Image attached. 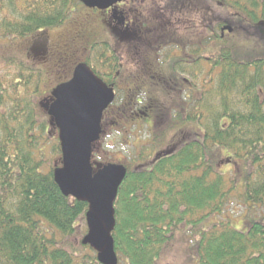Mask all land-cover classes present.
<instances>
[{"label": "trees", "instance_id": "1", "mask_svg": "<svg viewBox=\"0 0 264 264\" xmlns=\"http://www.w3.org/2000/svg\"><path fill=\"white\" fill-rule=\"evenodd\" d=\"M28 1L0 0V40L7 45L67 29L75 14L93 12L79 0ZM168 1L164 8L171 12ZM183 1L197 8L205 3L212 22L203 40H216L218 50L193 63L169 57L158 94L124 85L128 41L105 24L112 40L101 46L102 33L94 31L92 55L80 62L110 84L121 78L112 106L119 132L132 146L134 138L146 140L138 159L126 163L114 204L115 253L119 264H157L180 227L189 225L198 232L187 249L190 264H264V215L248 214L243 229L218 220L233 192L248 210H264V54L244 58L237 50L242 39L264 41V0ZM223 25L232 28L230 41L216 33ZM18 53L25 60L9 58L0 73V264H101L86 254L96 252L83 239L80 247L72 243L78 231L87 234L89 205L64 196L54 178L62 159L58 132L38 111L47 72L32 50ZM47 146L52 161L46 160ZM222 160L228 177L217 167Z\"/></svg>", "mask_w": 264, "mask_h": 264}, {"label": "rangeland", "instance_id": "2", "mask_svg": "<svg viewBox=\"0 0 264 264\" xmlns=\"http://www.w3.org/2000/svg\"><path fill=\"white\" fill-rule=\"evenodd\" d=\"M14 1L19 4V2L23 0H20L19 2L17 0ZM170 1L171 3H169V7H172L171 12L165 10L164 7H166V5L164 0H136L135 2V7H138L145 16L143 20V22H145L144 24H149V26L145 29L146 25H140L137 28V36L134 34L135 29H131V34H128L127 37L124 38L128 42L125 44L127 46L124 47L127 50L122 51L123 62L121 70L122 76L126 78V83H124V85L127 88H130L131 82L133 83V86L136 87L137 85L134 84V82L135 79H137V81L142 82V85L145 88H149L148 91L150 94H158V91L156 90L162 89V86L165 84V80H167L165 69H163L161 73L157 74L159 76H156L157 79L155 82L153 81L154 85L152 86H149L145 78H143L145 74H141L140 76L137 74H140V68L143 69L141 72H146L147 68H154L157 72H159L158 66L162 67L161 63L166 60L165 55L167 54V51H160L159 49L161 44L165 45L167 43H164L165 37L167 41L173 40V43L171 44L175 46L173 47V51H175L174 53L176 56L184 57L187 53H190V50H187V45L197 43L200 45L201 52L202 50L207 49L206 45L209 44V47H211L210 51L202 52L200 55L203 60H208L210 55L216 54L215 51L217 49V41L210 39V41L207 42L203 40V38H208L207 28L212 22V16L209 14V10L204 7L205 3H202L201 7L199 6L197 8L186 1L184 3L183 0ZM28 2L31 1L29 0ZM81 16V18H79L76 14L72 16L70 25L67 29L62 28L57 31H50L47 33L43 32L41 35L36 36L33 41L31 40L32 38H28L27 40L22 41V43H19V41L17 44L7 45L8 43H6V40H0V73H5L4 63L9 58L13 57L19 59L18 57H22L21 60H25V57L18 53L19 50L22 52L32 50L36 63L41 66L43 64L42 67L47 72V81L44 87L41 86L44 90V94L38 98V111L40 114L42 111L47 113L48 107L52 102L51 91L57 85V81L62 79L68 81L71 78L76 65L87 56L91 57L92 53L89 49H91L92 39L95 38L94 31L98 30L102 33L101 46H104L103 43H105V41L112 40L110 34L104 31L106 26L104 29L101 28V26L106 23V21L105 23L100 22V19L105 17L104 14L95 11H84ZM151 28H153L154 31L153 35L150 37L148 30ZM139 30H141L142 33H140ZM88 32H90V34ZM216 33L217 35H220V29H217ZM155 36L160 40L156 39ZM171 36L172 38L169 39L168 37ZM225 37H228L229 39L230 35H225ZM0 38L4 39L1 35ZM180 38L184 39V44L186 45V49L183 53H179L180 50L178 49V43L182 44V40L176 41V39ZM232 42L233 41L231 40V45ZM254 43L255 42L253 41L242 39V41L238 44L237 50L246 54L244 58L254 55L257 51L263 52L262 54H264V41H260L259 44ZM128 48H130V50H128ZM212 51L215 53L213 54ZM65 53L67 60L64 59L63 61L62 56H65ZM255 56L260 55L255 54ZM57 58L59 60L58 63L62 62L59 65H57ZM205 63L207 64L206 61ZM206 66L209 69L210 66ZM208 69L206 70V73ZM64 76H66V78H62ZM203 77L207 79V74ZM133 91L134 90L128 91L126 94L127 97L130 96ZM163 97L166 96L163 94ZM112 119L113 117L108 118L109 121ZM162 122L159 125H161ZM119 130L122 131V127H117L116 130L112 131L106 130L101 140L93 145L92 163L95 168H99L107 164V162L123 163L126 165V163H131L133 160L138 159L136 151L143 144H145L146 140L132 139L134 143L133 146H135V148H133L131 140H125V136H123ZM139 130L140 129H135V133H139ZM143 134L144 133H140L137 134V136ZM155 150L156 148H151L150 153H153ZM49 159L52 161L53 155L50 147L47 146L46 160L48 161ZM225 161L226 160H222L217 167L221 169V171H227L226 177H228L231 172L230 168L224 165L226 164ZM57 165L60 167L61 161H59ZM44 166L48 165L45 164ZM224 208L225 212L221 217H218V220L221 222L228 220L233 226L239 229H243L245 227L244 222L248 214L250 217L257 216L259 213L264 215L263 209L248 210L244 200L234 192L228 198L227 204ZM213 221H215V218H213ZM188 226L189 225H182L180 227V231L177 232L174 240L166 247L165 251H163V254L157 261V264H190L187 249H190L189 247H192L195 243L198 237V232L190 229ZM83 237V230L78 231L74 238H72L73 245L75 247H80ZM86 254L88 256L97 255L89 249Z\"/></svg>", "mask_w": 264, "mask_h": 264}, {"label": "water", "instance_id": "3", "mask_svg": "<svg viewBox=\"0 0 264 264\" xmlns=\"http://www.w3.org/2000/svg\"><path fill=\"white\" fill-rule=\"evenodd\" d=\"M126 0H79L88 9L105 11ZM232 32L227 26L223 32ZM47 114L58 130L61 166L55 181L64 196L89 205L87 234L83 245L90 246L101 264H119L112 233L115 230L114 204L127 168L109 163L95 168L93 145L100 141L104 112L115 100L109 88L86 63L78 64L69 81L56 86Z\"/></svg>", "mask_w": 264, "mask_h": 264}, {"label": "flooded vegetation", "instance_id": "4", "mask_svg": "<svg viewBox=\"0 0 264 264\" xmlns=\"http://www.w3.org/2000/svg\"><path fill=\"white\" fill-rule=\"evenodd\" d=\"M135 2H136V0H126L125 2L117 4L113 8H110V9L105 10V11H100V10H97V9H89V10L95 11V12H100V13L104 14V16H105L104 19L106 21L105 24H106V26L110 27V30H112V34L120 35V36H124L125 35V37H127L128 34H131L130 33L132 31L131 29H135V33L134 34H135V36H137L138 35L137 28L140 25H146V24H144L145 22H143L145 16L142 14L141 10L138 7L137 8L135 7ZM148 26H149V24L146 25L145 29H147ZM225 27H227V26L223 25V26L220 27L221 37H224V38H225V35H228L227 34V30L225 32L222 31L223 28H225ZM54 31H57V30H54ZM139 31H140V33H142L141 30H139ZM153 31H154L153 28L148 30V33H150L149 34L150 37L153 35ZM155 38H156V36H155ZM168 38L171 39L172 36L168 37ZM156 39H159V38H156ZM177 40H182V42H181L182 44L178 43V49L180 50L179 53H183L185 51V49H186V45L184 44V39L180 38V39H176V41ZM164 43H166V44L165 45L161 44L159 46V49H160V51H167V54L165 55V59L166 60H164L161 63L162 67L158 66L159 72H157L154 68L153 69L147 68L146 72H141L143 69L140 68V71H139L140 74H137L138 76H140L141 74H145V76H143V78H145V80L147 81L149 86L154 85L153 81L154 82L156 81V79H157L156 76H159V75H157L158 73H161V71L163 69L167 70L165 68L164 62L168 61L169 57L176 56L175 53H174L175 51H173V48H172V47H175V46H173V44H171V43H173V40L167 41L166 37H165ZM206 46L208 47L209 44L206 45ZM209 48L211 49V47H209ZM162 49H164V50H162ZM187 50H190V53H187L184 57L188 58L187 61L189 63H193L194 61H199V59L203 60V58L200 57V55L202 54V52L208 51V50L204 49L201 52L200 51V45L198 43L197 44H188L187 45ZM177 57H180L182 59H186V58H184L182 56H177ZM92 71H93V69H92ZM72 74H73V72H72ZM137 75H136V77H137ZM101 80L109 88H112L114 90V92H115V95H116L114 102L104 112L103 121H102V130H103L102 135H103L106 132V130L112 131L113 128H117V126H118L117 121L115 120V117H114V115H115L114 113L116 111H115V109L112 108V106H113V104L115 103V101L117 99L118 89L121 88L120 85H122V83L120 82L121 78H120V80L117 83H113V84H110L109 82H107L103 78ZM150 80H151V82H150ZM131 84H133V83L131 82L130 85ZM134 84L137 85L136 88H138L139 91H143V90L146 89L142 85V82L141 81L140 82L137 81V79H135ZM109 117H113V119L111 121H109L108 120Z\"/></svg>", "mask_w": 264, "mask_h": 264}]
</instances>
